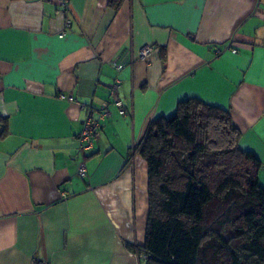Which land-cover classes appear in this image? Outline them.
<instances>
[{"label": "crops", "instance_id": "obj_1", "mask_svg": "<svg viewBox=\"0 0 264 264\" xmlns=\"http://www.w3.org/2000/svg\"><path fill=\"white\" fill-rule=\"evenodd\" d=\"M67 2L0 0V264H145L148 173L132 145L180 100L226 109L264 183V0ZM115 79L126 114L111 104L83 155L86 108Z\"/></svg>", "mask_w": 264, "mask_h": 264}, {"label": "trees", "instance_id": "obj_2", "mask_svg": "<svg viewBox=\"0 0 264 264\" xmlns=\"http://www.w3.org/2000/svg\"><path fill=\"white\" fill-rule=\"evenodd\" d=\"M238 137L226 109L194 97L148 125L135 144L148 173L145 264H264L261 163Z\"/></svg>", "mask_w": 264, "mask_h": 264}, {"label": "built area", "instance_id": "obj_3", "mask_svg": "<svg viewBox=\"0 0 264 264\" xmlns=\"http://www.w3.org/2000/svg\"><path fill=\"white\" fill-rule=\"evenodd\" d=\"M60 5L64 10L68 8L67 0H60ZM66 26H70V20L66 21ZM64 32L61 33L63 35ZM152 51V47L150 45H143L138 50V58L146 59L147 55ZM232 52H235L232 49ZM116 69H120L122 64H116ZM119 86V80L115 79L108 88V95L110 97L109 101H104L98 107L87 106L86 115L82 122V128L77 136L78 147L80 152L84 155L90 152L93 148L94 141L99 137L100 130L102 128V123L106 117L110 115V105L112 104L118 110L120 115L126 114V108L122 102V100L117 96V90ZM137 143V142H136ZM132 145V154L137 153L135 148V144ZM77 174L81 178H85L87 176V170L84 162L81 160L77 164ZM131 254V253H130ZM39 264H46L45 262H39Z\"/></svg>", "mask_w": 264, "mask_h": 264}, {"label": "rangeland", "instance_id": "obj_4", "mask_svg": "<svg viewBox=\"0 0 264 264\" xmlns=\"http://www.w3.org/2000/svg\"><path fill=\"white\" fill-rule=\"evenodd\" d=\"M131 254H133V253L131 252Z\"/></svg>", "mask_w": 264, "mask_h": 264}]
</instances>
